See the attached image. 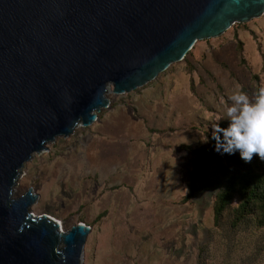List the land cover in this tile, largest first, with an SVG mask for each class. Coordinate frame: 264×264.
I'll return each instance as SVG.
<instances>
[{
    "label": "rangeland",
    "instance_id": "374dc122",
    "mask_svg": "<svg viewBox=\"0 0 264 264\" xmlns=\"http://www.w3.org/2000/svg\"><path fill=\"white\" fill-rule=\"evenodd\" d=\"M258 85L264 15L199 41L146 86L110 94L98 121L25 165L15 195L32 188L39 195L33 213L64 231L92 227L83 264H264V228L250 220L232 226L238 199L216 223V195L246 163L210 140L230 124V95L239 86L255 103ZM185 147L210 152L198 157ZM260 161L250 163L256 171ZM194 170L204 172L207 187L187 202Z\"/></svg>",
    "mask_w": 264,
    "mask_h": 264
},
{
    "label": "water",
    "instance_id": "95a60500",
    "mask_svg": "<svg viewBox=\"0 0 264 264\" xmlns=\"http://www.w3.org/2000/svg\"><path fill=\"white\" fill-rule=\"evenodd\" d=\"M264 0H0V264H83L92 227L64 231L15 195L25 165L89 127Z\"/></svg>",
    "mask_w": 264,
    "mask_h": 264
},
{
    "label": "trees",
    "instance_id": "16d2710c",
    "mask_svg": "<svg viewBox=\"0 0 264 264\" xmlns=\"http://www.w3.org/2000/svg\"><path fill=\"white\" fill-rule=\"evenodd\" d=\"M253 80L258 82L259 77L255 76ZM260 88L261 87L258 85L256 97L259 94ZM229 125L230 124L222 122L218 128L227 129ZM219 136L222 140L223 133L220 132ZM210 140L212 146H217V140L214 138V135ZM185 148L198 157L205 156L210 152V148ZM203 173L204 172L200 170L193 171L189 182V193L186 195L185 201L189 202L197 193L207 187V184L202 183ZM236 199L239 200V205L233 210L232 226L237 227L250 220L259 229L264 228V162L260 161L259 171H256L251 164L242 165L241 168L228 179L223 188L220 189L216 195L213 206L216 223H218Z\"/></svg>",
    "mask_w": 264,
    "mask_h": 264
},
{
    "label": "clouds",
    "instance_id": "9594fccd",
    "mask_svg": "<svg viewBox=\"0 0 264 264\" xmlns=\"http://www.w3.org/2000/svg\"><path fill=\"white\" fill-rule=\"evenodd\" d=\"M231 105L226 108V116L230 121L227 129L216 128L214 138L217 150L235 154L250 164L255 156L264 162V87H261L252 103L246 93L238 89L230 97ZM223 133L221 140L219 133Z\"/></svg>",
    "mask_w": 264,
    "mask_h": 264
}]
</instances>
